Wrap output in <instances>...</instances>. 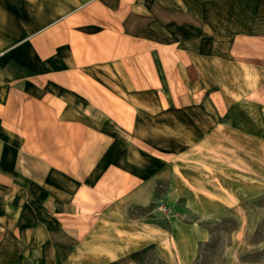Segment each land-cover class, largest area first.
Here are the masks:
<instances>
[{"label":"crops","instance_id":"1","mask_svg":"<svg viewBox=\"0 0 264 264\" xmlns=\"http://www.w3.org/2000/svg\"><path fill=\"white\" fill-rule=\"evenodd\" d=\"M258 149L264 0H0V264H114L160 225L188 262L202 220L264 216Z\"/></svg>","mask_w":264,"mask_h":264},{"label":"rangeland","instance_id":"2","mask_svg":"<svg viewBox=\"0 0 264 264\" xmlns=\"http://www.w3.org/2000/svg\"><path fill=\"white\" fill-rule=\"evenodd\" d=\"M259 146V144H258ZM258 177H264V151L258 149L257 153ZM256 202L264 207V195L256 198ZM182 206L183 201H179ZM247 207L240 208L241 215L247 217ZM189 221L194 218L190 214L182 215ZM238 214L231 211L218 219L202 220V226L209 231L206 240L196 245L195 256L190 261H184L179 256L181 245L174 249V241L166 225H160L162 229L146 227L145 245L139 244V249L114 264H264V216L257 225H238ZM189 233V231H188ZM155 241L154 244H148ZM171 242L172 251L169 256L162 250L163 243L168 247ZM162 243V244H159ZM174 244V245H173Z\"/></svg>","mask_w":264,"mask_h":264}]
</instances>
